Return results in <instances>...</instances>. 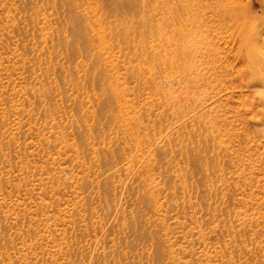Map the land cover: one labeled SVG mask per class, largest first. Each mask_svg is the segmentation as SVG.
<instances>
[{
	"label": "rangeland",
	"instance_id": "rangeland-1",
	"mask_svg": "<svg viewBox=\"0 0 264 264\" xmlns=\"http://www.w3.org/2000/svg\"><path fill=\"white\" fill-rule=\"evenodd\" d=\"M0 264H264V0H0Z\"/></svg>",
	"mask_w": 264,
	"mask_h": 264
}]
</instances>
